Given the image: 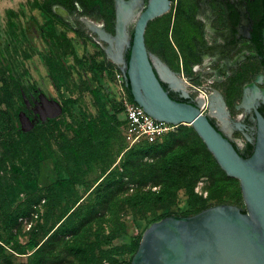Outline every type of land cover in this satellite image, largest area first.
I'll list each match as a JSON object with an SVG mask.
<instances>
[{
    "label": "trees",
    "instance_id": "trees-1",
    "mask_svg": "<svg viewBox=\"0 0 264 264\" xmlns=\"http://www.w3.org/2000/svg\"><path fill=\"white\" fill-rule=\"evenodd\" d=\"M54 5L70 10L71 14L75 13L77 7L80 9V16L95 22L102 21L108 32L114 31V0H43L33 1L30 7L44 14L50 22L58 19L52 11ZM193 12L192 0H179L174 10L153 20L147 26V50L170 68L179 70L181 64L184 69L190 70L199 63L197 47L200 45L201 31L199 23L194 20ZM41 36L51 52L55 50L61 37L68 44L65 36H59L52 25L48 31L43 30ZM54 58L56 62H60L59 56L54 55ZM128 58L127 52L125 59ZM61 65L56 67L53 63L50 64L51 78L56 87L59 81L64 82L65 79ZM242 83L241 78L231 80L228 92L231 102L238 98ZM3 87L5 88L6 84ZM125 94L129 103H133L126 88ZM64 104L63 113L71 118V122L61 123H64L66 131H61L56 119H51L27 133L17 130L15 137L6 138L3 143L5 148L10 149V155L0 159V164L5 167L8 161L16 162L20 171L19 176L12 180L5 175L0 176V201L7 229L17 227L19 219L24 217L25 213H17L12 209L21 201V195L31 199L40 191L46 194L43 197L46 213L42 217L41 229H31L28 232L30 240L26 245L32 253L28 256L27 264L47 262L44 254L47 243L39 245L36 239L40 235L46 237L50 232L52 233L48 240L58 237L60 233L61 238L66 237L63 248L66 254L79 264H101L105 258L96 257V252L102 245L110 246L113 240L120 237L130 255V264L141 238L137 239L126 233L123 219L125 208L132 211L133 219L148 215L153 218V224L169 216H193L211 207L208 205L210 202L222 205L226 204L225 199H231L237 205L242 204L238 181L225 175L193 129L183 125L154 143L142 141L134 144L132 149L122 155L130 157L134 151L145 155L155 152L153 163L140 164L145 175L139 177L138 183L144 186L151 182L153 186H160L159 190L138 191L125 198L116 196V192L125 191V183L114 173L105 178L103 176L123 152L121 148L117 152L113 151V141L116 137H121L125 142V120L119 119L115 114H108L100 102L97 117L84 113L72 115L68 110L69 101H64ZM120 105L119 110L123 114L124 109L121 103ZM52 125L57 130L54 144L50 139L52 136L47 137ZM47 160L53 168L52 173L48 175L51 184L41 190L37 183L31 180V174L34 169L43 168L42 164ZM101 166L104 167L101 168L100 176L91 179L90 176L100 170ZM200 172L208 173L213 183L212 192L205 199L197 197L194 193L196 177ZM102 184L106 185V189L100 194L98 188ZM180 188L185 191L187 203L194 211L180 215L165 213L157 216L158 212L173 203L175 190ZM92 197H95L97 204L104 205V212H93V206L88 203ZM48 223L51 224L46 230ZM13 239L15 238L10 236L3 240V244L17 251V246L12 244ZM58 241L62 240L58 239L56 243Z\"/></svg>",
    "mask_w": 264,
    "mask_h": 264
},
{
    "label": "rangeland",
    "instance_id": "rangeland-1",
    "mask_svg": "<svg viewBox=\"0 0 264 264\" xmlns=\"http://www.w3.org/2000/svg\"><path fill=\"white\" fill-rule=\"evenodd\" d=\"M33 1L43 0H0V159L10 155V149L5 148L3 143L6 138L15 137L14 134H17V130H21L17 118L18 114L20 112L31 113L29 104L32 103L35 106L38 101V92L43 93L48 98L57 100L62 105V109L65 108L64 101H69L68 110L72 115L84 113L91 117H97L100 102L108 114H115L119 119H124L119 110L121 95L116 80V75L120 71L104 53L102 47L105 48V45L94 41L95 35L81 21L83 16L78 14V8L76 7L75 13L71 14L70 10L62 7L68 12L74 25L64 22L57 15L58 19L49 22L44 14L30 7ZM175 1L172 3V9L175 6ZM95 23L101 25L108 32L102 21H96ZM51 25L59 36L64 35L68 41V44H66L61 37L53 52L50 51L49 46L41 36V32L43 30L48 31ZM127 30L131 35L132 25L128 26ZM151 54L157 57L155 54ZM54 55L59 56L60 62L54 60ZM50 61L55 66L62 64L63 67L65 79L64 82H58V87L54 86L55 84L51 78ZM95 65L99 67L97 68ZM180 75L187 84L184 83L190 87L193 96L197 97L200 92H203L205 96L210 93L206 89L209 85L206 82L208 76L203 80H190L195 75L192 69H184L180 72ZM5 84L6 87L4 88ZM212 88L222 97L223 85H212ZM205 110L203 114L208 113L207 107ZM55 119L59 123L58 128L63 132L66 131L64 123H61L62 121L65 123L71 122L69 115L62 111ZM44 123L46 121L41 122L35 119L34 127ZM51 128L47 133V137L52 136L50 139L54 144L57 130L54 129V125ZM113 147L114 152H117L120 148L123 152L115 159V163L107 169L103 178L110 173H114L117 178H121L125 183L123 186L125 191L116 192V196L125 198L138 191L159 190L160 186H153L151 182H147L144 186H140L138 183L139 177L145 175V171H142L143 167L140 164L153 163V159L156 157L155 152H149L145 155V153L134 151V154L130 157H122L133 146L123 142L121 137L115 138ZM42 165L43 168L32 171L31 180L37 183L38 188L45 190L51 184L48 175L52 173L53 168L49 160ZM18 167L19 164L10 161L5 167L0 164V176L5 175L12 180L19 176ZM103 167L101 166L100 170L95 171L90 178L100 176ZM196 179L194 185L195 195L202 199L209 197L213 189V183L208 173L200 172ZM105 189L106 185L102 184L98 188V192L103 194ZM80 194L82 193L80 192ZM45 195L44 191H40L35 195V198L31 199L21 195V201L12 209L17 213H25L23 217L25 223L22 221L18 223L17 227L14 226L9 230L7 229L0 201V264L28 263V256L32 253L26 245L30 240V233L28 232L31 229H41L42 217L46 213V205L43 199ZM225 202L229 205L235 204L231 199H225ZM88 203L93 206V212L102 213L105 211L104 205L97 204L95 197H92ZM215 204V202H210L208 205L215 206ZM234 206L241 207L242 204H235ZM125 209L123 219L126 224V233L140 239L144 231L150 226L153 218L146 215L140 219H133L131 216L132 211ZM192 211L194 209L188 205L185 191L180 188L175 190L173 203L168 208L158 212L157 216L165 213L180 215ZM50 224L46 225V230L50 227ZM28 225H30V229ZM49 235L46 237L40 235L36 239L39 245L47 243L44 251L47 261L45 264H79L66 254V250L63 248L66 237L61 238L62 233L58 237L48 240ZM10 236L15 238L12 244L17 246V251H13L9 249V246L3 244V240ZM58 239L62 241L56 243ZM100 256L105 258L101 264H128L130 259L127 247L120 237L113 240L110 246L102 245L101 249L96 252V257Z\"/></svg>",
    "mask_w": 264,
    "mask_h": 264
},
{
    "label": "water",
    "instance_id": "water-1",
    "mask_svg": "<svg viewBox=\"0 0 264 264\" xmlns=\"http://www.w3.org/2000/svg\"><path fill=\"white\" fill-rule=\"evenodd\" d=\"M136 3L137 0H114V31L106 32L98 25L99 30L92 33L94 41L105 45L102 49L118 67L134 104L158 122L193 129L225 175L238 181L243 203L241 207L215 205L193 216H169L151 224L144 231L130 264H264V117L258 111L259 103L247 110H252L251 120L256 129L252 139L246 136L253 150L245 158L211 123L210 115L201 112L199 105L172 99L162 86L157 65L165 75L171 72L147 50L145 32L150 22L168 13L169 0H148L132 24L131 36L127 28ZM56 14L70 21L67 12V19ZM262 40L264 59V28ZM216 76H222L220 70ZM260 85L257 80L250 86L264 92ZM188 98L184 92L183 99ZM218 99L223 117H228L219 93ZM33 111L37 116L33 119L25 112L18 114L22 132L31 131L35 119L41 122L55 119L63 109L57 100L40 93ZM233 124L238 131L244 128L238 121Z\"/></svg>",
    "mask_w": 264,
    "mask_h": 264
},
{
    "label": "flooded vegetation",
    "instance_id": "flooded-vegetation-1",
    "mask_svg": "<svg viewBox=\"0 0 264 264\" xmlns=\"http://www.w3.org/2000/svg\"><path fill=\"white\" fill-rule=\"evenodd\" d=\"M178 1H175L173 10L176 8ZM147 2L148 0H140L138 3V14L145 9ZM173 2L174 0H169L168 13L172 10ZM192 6L194 9V20L200 25L201 39L200 45L197 47L199 63L191 67L195 75L190 80H203L208 76L206 82L209 85L206 89L210 92L209 96L217 94L212 85H223L222 98L225 102V110L228 113V117H222L224 115L223 110L219 109V111L221 112V117L227 122L225 123L226 127L210 116L211 123L231 140L233 146L243 157L247 158L252 153L253 144L247 140L246 136L252 139L256 129L255 123L251 120L252 110H247L251 108V105L258 102V111L264 117V92H257L250 86L260 80L262 85L259 87L264 91L262 40L264 0H192ZM57 10L64 12L61 6L54 5L52 11L55 15L58 13ZM78 11L80 12L79 8ZM59 18L68 24L74 25L71 18L68 22L61 17ZM81 21L87 28L86 22L88 21L96 24L92 19H87V17H83ZM162 63L171 72V77L163 72L165 78H161L162 86L172 99L179 102L208 105V95L205 96L203 92H200V95L198 94V98L192 95L190 87L186 85L185 79L180 75V72L184 70L181 64L179 70H177L170 68L163 61ZM218 70H220L222 76H216ZM236 78H241L243 83L239 89L238 98L231 102L228 92L231 87V80ZM184 92L189 96L188 99H183ZM39 94L40 92H38L37 96ZM244 97L246 100H244ZM31 104H29L31 113L25 112V114L33 119L37 116L33 111L35 106ZM207 114H209V109ZM234 121L244 125L242 131H238L235 128Z\"/></svg>",
    "mask_w": 264,
    "mask_h": 264
},
{
    "label": "built area",
    "instance_id": "built-area-1",
    "mask_svg": "<svg viewBox=\"0 0 264 264\" xmlns=\"http://www.w3.org/2000/svg\"><path fill=\"white\" fill-rule=\"evenodd\" d=\"M116 80L121 95L120 103L124 109L123 116L125 126L123 128V137L128 145L132 146L142 141L154 143L176 128L172 125L152 119L142 108L134 103H129L125 94L124 79L120 72L116 75ZM199 106V109L203 113L207 106ZM22 221L25 223L24 218L19 219L20 223ZM28 228L30 229V225H28Z\"/></svg>",
    "mask_w": 264,
    "mask_h": 264
},
{
    "label": "bare ground",
    "instance_id": "bare-ground-1",
    "mask_svg": "<svg viewBox=\"0 0 264 264\" xmlns=\"http://www.w3.org/2000/svg\"><path fill=\"white\" fill-rule=\"evenodd\" d=\"M140 2V0H137V3H136V6H135V10H134V14H133V16H132V18H131V21H130V23H129V26H131L132 24H133V22H134V20H135V18L137 17V15H138V12H139V7H138V3ZM58 11V13L60 14V15H62V16H64L66 19L68 18L67 17V15H66V12H65V10H64V12L62 11V10H57ZM86 24H87V26H88V28L92 31V32H94V31H97V30H99V26L98 25H96V24H94V23H92V22H86ZM87 28V29H88ZM157 69H158V72H159V74L161 75V77H164L165 78V76H164V74H163V70L161 69V67H159L158 65H157ZM229 69V68H228ZM170 76V75H169ZM171 77V76H170ZM168 78V77H167ZM168 80V79H167ZM172 81V80H171ZM182 86H184L183 84H182ZM207 106H208V109H209V115L211 116V117H213V118H215L222 126H225V123H227L226 122V120L224 119V118H222L223 116L221 115V112L219 111V109H223V108H221L222 106H221V103L219 102V99H218V93L216 94H214V95H212V96H209L208 98H207ZM222 116V117H221ZM234 123V122H233ZM226 127V126H225Z\"/></svg>",
    "mask_w": 264,
    "mask_h": 264
}]
</instances>
